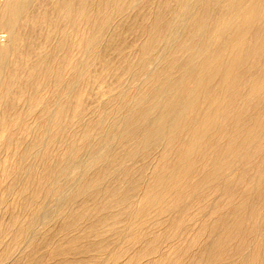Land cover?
Masks as SVG:
<instances>
[{"label": "bare ground", "instance_id": "6f19581e", "mask_svg": "<svg viewBox=\"0 0 264 264\" xmlns=\"http://www.w3.org/2000/svg\"><path fill=\"white\" fill-rule=\"evenodd\" d=\"M90 263L264 264V0H0V264Z\"/></svg>", "mask_w": 264, "mask_h": 264}, {"label": "rangeland", "instance_id": "374dc122", "mask_svg": "<svg viewBox=\"0 0 264 264\" xmlns=\"http://www.w3.org/2000/svg\"><path fill=\"white\" fill-rule=\"evenodd\" d=\"M118 249V248H117ZM117 249H116V251H117ZM90 264H92V263H90Z\"/></svg>", "mask_w": 264, "mask_h": 264}]
</instances>
